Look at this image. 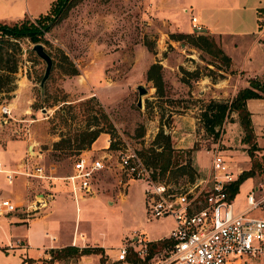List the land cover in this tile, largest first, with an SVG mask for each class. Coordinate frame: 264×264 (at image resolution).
<instances>
[{"label":"rangeland","instance_id":"374dc122","mask_svg":"<svg viewBox=\"0 0 264 264\" xmlns=\"http://www.w3.org/2000/svg\"><path fill=\"white\" fill-rule=\"evenodd\" d=\"M168 1L165 5L171 9L165 10V17L156 11L162 8L161 0L76 2L64 18L41 36V44L45 51L52 53L53 60L43 91L38 80L44 73L45 62L32 50L34 43L26 37L20 40L22 54L17 72L7 74L0 70V106L7 105L11 109L10 116L5 117L4 122L0 121V152L16 150L15 159H1L0 162L6 168L22 172L15 179L19 178L17 183L21 192L25 186H30L33 201L35 192H47L51 187L54 189L50 194L57 197L52 210L54 213L48 219L31 223V219L39 216H35L39 212L35 205L30 207L32 211L28 214L25 212L28 207L19 205L22 207L17 212L6 215H18L31 221L15 229L6 227L4 222L0 225V264H17L21 255L37 259L44 253L40 248L69 245L72 241L107 251V256L104 253L85 255L83 264H112L116 249L129 244L133 236L145 234L151 242L164 239L174 228L173 218H149L144 196L147 183L131 178L121 166L125 154L135 153L145 167L147 164L151 166L149 169L146 167L150 175L151 172L158 173L151 165L150 151L156 147L155 137L161 127L164 134L170 136L174 148L198 146L192 152V164L187 168L188 173L194 170L193 180L188 174L177 176L179 167L170 171V176L172 172L176 174L172 180L178 182L182 193L197 179L206 178L214 146L219 148V154L231 168L235 180L243 171L251 169L253 161L248 152L249 144L242 141L244 132L236 113L231 112L221 127L216 128L219 133L216 137L205 132L200 120L201 110L209 100L230 103L243 87L236 82L238 75L230 70V66L227 69L220 59L186 39L170 37L177 29L183 32L192 30L190 33L202 31L191 28V13L184 12L181 0ZM23 22L41 29L39 23L28 16L17 22L1 24L13 26ZM244 50L245 46L239 47L236 62L242 60ZM61 52L74 62L77 75L66 74ZM250 58L248 64L252 62L260 67L250 71V75L252 72L264 74V54L257 52ZM154 62L163 67L162 95L155 93L152 82L146 78V72ZM256 79L264 80V75ZM139 85L147 90L141 96L140 107L137 106ZM92 96L108 114L114 126L112 133H101L90 149L79 154L70 150H54L52 144L60 134H73L88 126L77 104ZM63 99L74 106L70 115H75V118L70 116L67 122L59 114L65 106L61 102ZM35 103L42 108H35ZM256 112L264 115V105L258 106ZM98 115L93 110L90 117ZM91 121L94 123L95 118ZM111 141L114 148L110 147ZM255 142V155L259 162H263L264 148H260L264 147V137L255 138ZM80 159H101L104 168L92 182L94 198L83 196V200L75 202L68 182L63 178L72 174L74 163ZM187 160L182 161L183 166ZM35 166L43 167L46 175L52 178L44 180L23 174L32 173ZM261 185L264 186V173L259 171L242 181L234 202L238 208L245 204L246 196ZM262 192L264 190L258 194ZM43 209L49 210L50 207ZM251 216L264 219V206L263 210L253 211ZM51 239H55V243H51ZM88 245L87 248H92ZM50 252L42 264L52 263ZM76 259L68 258L61 263ZM243 262L264 264V258H245Z\"/></svg>","mask_w":264,"mask_h":264},{"label":"built area","instance_id":"2783aa9c","mask_svg":"<svg viewBox=\"0 0 264 264\" xmlns=\"http://www.w3.org/2000/svg\"><path fill=\"white\" fill-rule=\"evenodd\" d=\"M191 21L192 29L199 31L201 27L196 24V18L192 17ZM10 112V107L1 105L0 121L4 122ZM211 150L210 172L184 193L180 188L151 181L135 153L122 157L121 166L128 176L144 180L148 185L144 196L149 218L171 216L174 228L167 238L157 242L149 241L145 234L133 236L129 244L116 249L112 264H247L243 262L245 258H264V219L251 216L255 210H263L264 192H258L263 191L264 186L249 193L244 208L235 214L233 199L228 194V187L235 182L231 168L219 154L218 147ZM103 168L101 159H80L74 163L72 174L63 180L68 182L75 202L83 200V196L94 198L92 182ZM0 173L5 174L11 184L22 172L6 170L0 162ZM23 174L44 180L52 178L41 166ZM41 200L44 198L37 199L38 206L45 203ZM20 207L9 199H0V217L13 214ZM129 258L137 261L130 262Z\"/></svg>","mask_w":264,"mask_h":264},{"label":"trees","instance_id":"16d2710c","mask_svg":"<svg viewBox=\"0 0 264 264\" xmlns=\"http://www.w3.org/2000/svg\"><path fill=\"white\" fill-rule=\"evenodd\" d=\"M78 1L79 0H54L45 13L34 18V21L39 23L41 26V29L37 28L32 23L28 25L23 22L21 25L15 24L13 26H7L5 24H1L0 22V34H4L0 35V70L7 72V74H15L18 69L19 58L22 54L20 40L23 37H26L34 44L41 43L43 40L41 37L43 32H48L53 25L57 24V22L64 18L68 10ZM170 37L174 40L186 39L195 47L205 51L215 58L220 59L227 69L231 64L230 57L223 52L220 46L216 43L214 37L206 32L171 33ZM47 53L50 56L52 55L50 51H47ZM61 58L66 64V74L69 76L77 75L78 69L74 62L71 61L63 52H61ZM162 68L163 67L159 62H154L149 66L146 72L147 80L152 82L153 87L155 88V93L158 95H162L164 89V81L161 72ZM40 80L41 77H39L38 81ZM251 98H264V80L256 78L249 79L248 86L239 89L230 103L213 99L209 100V102L206 103L204 108L201 110L200 114V120L205 132L216 137L219 134L216 128L221 127L225 118L231 112L236 113L244 132L242 141L249 144L248 152L252 157V167L248 171H243L239 175L238 179L228 187L230 199H233L237 195L239 185L242 181L246 178L255 176L258 171L264 173V161L259 162L257 155H255L257 146L255 144V135L252 128L251 113L247 109L246 105L247 100ZM61 102L65 104L59 112L61 119L64 122H67L70 116L75 118V115H70L71 110L74 109L72 103H70L67 99H63ZM78 102L79 103L77 105L80 108L81 115L84 116V119H87L88 126L80 132H75L73 134H70V132L67 134H60L59 139L54 141L52 144V148L54 150H70V152H77L79 154L82 150L90 149L91 145L101 133L106 132L111 134L112 130H114V126L108 114L104 110L103 106L93 96ZM34 107L37 109L42 108V106L38 103H35ZM93 110L99 113L98 116L93 117L95 118L94 123L91 121L93 118L90 117ZM154 144L156 147H152L150 151V159H152L151 165L154 169L158 170V173L151 172V175L148 173L151 181L156 184L170 185L173 188L178 189V182L172 180L176 174L172 172V176H170L171 169L178 167L177 172L179 174H177V176L184 177L188 174L190 179L193 180L195 172L191 169V173H188L187 168L192 164V152L198 148L197 145L194 144L193 147L187 149L174 148L171 144L170 136L164 134L162 127L156 134ZM110 147L114 148L113 141H111ZM184 159L188 160L183 166L182 161H184ZM146 167L148 169L151 168L148 164ZM146 167L144 166L147 171ZM50 251L52 256L50 261H52V263L54 261H62L68 258L73 259L85 255L103 253V250L100 248L79 249L75 246L65 247L63 249L56 250V252H54L55 250ZM129 261L135 262L137 260L129 258ZM42 262L44 263L46 261L43 260ZM24 263L34 264V261L25 260Z\"/></svg>","mask_w":264,"mask_h":264},{"label":"crops","instance_id":"0c3cea01","mask_svg":"<svg viewBox=\"0 0 264 264\" xmlns=\"http://www.w3.org/2000/svg\"><path fill=\"white\" fill-rule=\"evenodd\" d=\"M53 1L54 0H0V22L13 23L23 19L26 16L30 18H36L40 14L45 13ZM161 2L162 8L157 9L156 11L165 17V10L171 9V7L165 5L167 2H169L168 0H161ZM180 6H184L185 13L190 11V18H196V24L201 27L200 31L206 32L213 36L216 43L220 46L223 52L230 57V70L238 75L236 82H238L240 86H247L249 79L264 75H256V73L252 72L253 75L251 76L249 72L260 67L256 64H253L252 62L249 64L247 63L251 54H257V52L264 54V0H181ZM191 31L192 30L183 32L177 29L173 30L172 32L190 33ZM240 46H245V50L243 52L242 60L236 62L235 57ZM249 61H252V58H250ZM263 102L264 98H251L246 102L247 109L251 113L253 132L255 138L257 139L264 137V115L258 114V112H256V110H258V106L264 105ZM263 148L264 147L260 149ZM15 156V149H7L3 150V152H0V160L4 159L5 161L6 159H15ZM5 169L14 171L6 167ZM18 179H15L14 177L12 183L8 184L5 174L0 173V199H9L18 206L23 205L28 207V210L25 211L28 214L32 211L30 210V207L37 203V199L39 197L44 198V200H41L45 201L43 206L36 205L38 206L36 207V211L39 212L35 213V216H39L31 219V223H36L51 217L54 213V211H52L55 207L54 200L57 198L56 196L50 194L54 188L51 187L49 190H47V192H45L46 190H38L39 192H35L36 194L33 196V198H35L33 201L32 197L30 196L32 195L30 192V186H25L24 191L21 192L19 184L17 183ZM44 187L47 188V186ZM35 188H38V186ZM257 188L258 187H256L254 189L255 191L253 192H256ZM22 193L28 195L24 196ZM236 198L237 195L233 198L235 214L242 211L245 206V204L243 206L240 205L241 207L239 206L238 208L237 203H234ZM47 206L50 207V211L44 209L42 211V208ZM28 220L30 219H25L18 215L2 216L0 217V225H2L4 222L6 227L15 229L17 227H24V225H27ZM169 234L165 238H167ZM84 240V237H82L83 242ZM51 243H55V239L53 241L51 240ZM87 245H85V243H83V245H77L74 243V241H72L69 245H61L54 248H40V250L44 253L39 258L31 259L27 256L24 257L21 255L17 261V264H23V261L25 260H33L34 264H42L43 260H47L50 250H60L69 246H75L79 249H83L87 248ZM8 249L15 250V248H6V250ZM100 249H102L104 255L107 256L106 249ZM18 250H25V248H19ZM83 259L84 256H81L74 261H70L69 263H61L64 262V260H62L56 262L55 264H83Z\"/></svg>","mask_w":264,"mask_h":264},{"label":"water","instance_id":"95a60500","mask_svg":"<svg viewBox=\"0 0 264 264\" xmlns=\"http://www.w3.org/2000/svg\"><path fill=\"white\" fill-rule=\"evenodd\" d=\"M32 50L36 53V55L39 58H41L45 62L44 73H43L42 78L39 82V87H40L41 91H43L45 82L49 78L52 67H53V60H52V57L47 53V51H45V49L41 43H35L32 47ZM137 90H138V94H139L137 106L140 107L142 104L141 96L143 94H146L147 90L141 85L137 86ZM29 148L31 149L32 147L30 146Z\"/></svg>","mask_w":264,"mask_h":264},{"label":"bare ground","instance_id":"6f19581e","mask_svg":"<svg viewBox=\"0 0 264 264\" xmlns=\"http://www.w3.org/2000/svg\"><path fill=\"white\" fill-rule=\"evenodd\" d=\"M32 151V150H31Z\"/></svg>","mask_w":264,"mask_h":264}]
</instances>
